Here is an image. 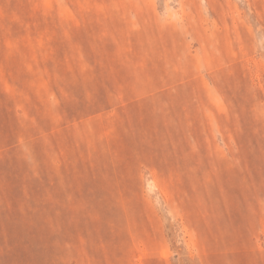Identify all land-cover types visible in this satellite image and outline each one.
Segmentation results:
<instances>
[{
    "label": "rangeland",
    "instance_id": "1",
    "mask_svg": "<svg viewBox=\"0 0 264 264\" xmlns=\"http://www.w3.org/2000/svg\"><path fill=\"white\" fill-rule=\"evenodd\" d=\"M0 264H264V0H0Z\"/></svg>",
    "mask_w": 264,
    "mask_h": 264
},
{
    "label": "trees",
    "instance_id": "2",
    "mask_svg": "<svg viewBox=\"0 0 264 264\" xmlns=\"http://www.w3.org/2000/svg\"><path fill=\"white\" fill-rule=\"evenodd\" d=\"M51 249H53V250H54L55 248H51Z\"/></svg>",
    "mask_w": 264,
    "mask_h": 264
}]
</instances>
